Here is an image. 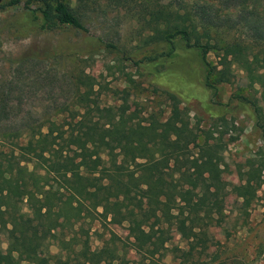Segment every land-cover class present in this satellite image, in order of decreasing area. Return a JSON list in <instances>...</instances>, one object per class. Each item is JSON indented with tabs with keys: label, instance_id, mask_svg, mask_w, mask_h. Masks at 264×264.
I'll list each match as a JSON object with an SVG mask.
<instances>
[{
	"label": "trees",
	"instance_id": "trees-1",
	"mask_svg": "<svg viewBox=\"0 0 264 264\" xmlns=\"http://www.w3.org/2000/svg\"><path fill=\"white\" fill-rule=\"evenodd\" d=\"M75 1L86 8L88 0ZM143 2L138 20L148 44H172L181 37L189 48L201 49L205 61L216 53L223 69L236 65L245 72L248 82L259 87L264 103V0ZM22 3L39 30L70 27L87 36L94 48L125 56L116 44L92 35L66 0H10L0 4V10ZM224 29L243 30L246 38L221 44L218 34ZM90 89L75 98L81 118L77 127L66 129L50 120L19 146L33 158L32 170L0 158V237L8 240L7 250L0 248V264H155L166 256L171 229L187 243L188 256H205L208 230L215 226L227 193L217 145H198L186 123L154 117L136 122L123 107L102 109ZM249 167L242 183L229 191L243 200L244 209L252 206L263 184V170ZM97 218L103 224L132 225L139 260L127 259L113 232L101 248L92 250L83 242L73 255H58L52 262L30 251L57 239L65 229L74 234L76 224ZM71 236L62 242L70 243Z\"/></svg>",
	"mask_w": 264,
	"mask_h": 264
},
{
	"label": "rangeland",
	"instance_id": "rangeland-1",
	"mask_svg": "<svg viewBox=\"0 0 264 264\" xmlns=\"http://www.w3.org/2000/svg\"><path fill=\"white\" fill-rule=\"evenodd\" d=\"M66 1L92 35L126 54L94 48L87 36L70 27L41 31L24 3L0 10L2 161L10 159L32 170L33 158L19 146L50 120L66 129L77 127L81 118L75 98L88 87L100 108L123 107L136 122L147 123L154 117L165 123H186L197 135L198 145L206 141L217 145L224 170L220 179L227 193L215 226L208 230L205 256H188L187 243L171 229L166 256L155 264H264V103L259 87L251 85L238 66L223 69L214 52L205 61L202 50L189 48L181 37L172 44H148L138 20L143 0H88L86 8L75 0ZM245 38L246 32L237 29L218 34L221 44ZM148 59L156 61L151 64ZM193 151L199 153L197 148ZM249 166L263 170V184L252 206L244 209L243 200L229 191L242 183ZM112 232L119 237V248L125 247L127 259L139 260L134 227L103 224L99 218L76 224L74 234L65 229L57 239L30 251L52 262L58 255H73L83 242L92 250L101 248ZM71 235L70 243L62 242ZM0 248H8L5 235L0 237Z\"/></svg>",
	"mask_w": 264,
	"mask_h": 264
},
{
	"label": "water",
	"instance_id": "water-1",
	"mask_svg": "<svg viewBox=\"0 0 264 264\" xmlns=\"http://www.w3.org/2000/svg\"><path fill=\"white\" fill-rule=\"evenodd\" d=\"M2 0H0V4H1Z\"/></svg>",
	"mask_w": 264,
	"mask_h": 264
}]
</instances>
